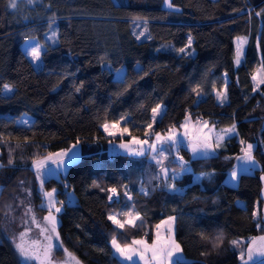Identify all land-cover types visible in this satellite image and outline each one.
<instances>
[{
	"label": "trees",
	"instance_id": "obj_1",
	"mask_svg": "<svg viewBox=\"0 0 264 264\" xmlns=\"http://www.w3.org/2000/svg\"><path fill=\"white\" fill-rule=\"evenodd\" d=\"M16 3L12 9L9 0H0V88L14 86L12 93H0V264H26L4 222L20 187L31 189L35 209H44L32 161L75 139L79 156L61 178L44 181L56 183L57 201L63 202L60 240L84 264H127L112 251L110 239L149 240L167 214L175 216V238L183 250L178 264H238L239 249L231 241L247 243L264 233L260 208L253 215L264 170V85L257 88L252 80L264 60V0H172L173 8L162 0ZM191 24L199 29L189 45ZM236 35L247 38L239 65ZM30 36L43 43L40 66L22 48ZM225 81L227 99L221 103L211 93ZM158 103L164 112L153 123L151 109ZM185 114L202 115L217 127L235 124L236 134L209 154L190 156L182 142L176 152L170 148L165 165L180 168L179 157L186 162L175 181L161 179L146 153L109 152L97 141L108 137L100 126L104 120L127 127L124 136H143L178 124ZM24 115L27 124L20 121ZM241 140L254 145L259 165L228 182L224 176L242 153ZM173 182L175 191L167 186ZM62 183L74 190L72 200L64 199ZM113 187L118 195L109 200ZM128 211L139 214L135 227L125 223ZM110 212L123 228L108 219ZM221 233L222 243L216 240Z\"/></svg>",
	"mask_w": 264,
	"mask_h": 264
},
{
	"label": "snow or ice",
	"instance_id": "obj_2",
	"mask_svg": "<svg viewBox=\"0 0 264 264\" xmlns=\"http://www.w3.org/2000/svg\"><path fill=\"white\" fill-rule=\"evenodd\" d=\"M29 3H32L33 0H28ZM164 6L166 8H173L174 4L172 0H163ZM9 7L15 9L17 7L16 0H9ZM259 15V13L257 14ZM145 32H147V28L145 27L144 32H141L137 35V39L142 37ZM56 33L53 32V36ZM150 38V37H149ZM192 41L191 38L188 40V44L191 45ZM247 43L246 37H238L237 38V47H236V54H235V63L237 65L241 62V55H242V47ZM43 46L33 45L30 50L28 51L27 55H29L33 61H38L41 55V48ZM179 52L184 53L186 51L185 48L178 49ZM252 80L256 82V87L258 88L259 85H264V60L261 61V66L257 70L256 74L252 75ZM14 90V86L9 84H4L2 88H0V93L5 95L12 93ZM194 92H197V95L200 93L197 89H193ZM217 99L223 103L226 99V81H225V88L224 91H217L216 93ZM152 112V122L154 123L156 117L161 115V105H157L156 107L151 109ZM123 119V118H122ZM191 117L190 115L185 118V123L181 126L185 129L183 132V137L189 139V146L191 147V151L194 156L200 153L207 154L210 151H215L216 148L221 146V142L225 139V136L234 135L236 134V125L232 124L230 127L222 129L221 133L213 135V131L215 126L213 125L209 128L207 121H202L200 123V128L198 129L200 135L196 137H192L188 131V125ZM24 124H27L28 121H22ZM104 131L107 132L109 135H115L112 129L117 127V123H113L109 125L108 123L102 124ZM147 129L152 128V124H148L146 126ZM208 129L207 132L204 129ZM125 133H128V128L125 127L120 130L119 134L123 136ZM129 135H131L129 133ZM147 136L148 133L145 132ZM155 142L149 143L147 139H137L136 137H132L129 143H121L119 146L125 149L128 153L135 155V156H144L145 152H152L151 159L156 162L159 166V171L161 174V179L163 180H171L175 181V169H169L165 164L164 161L168 159L165 155V149L163 145L165 143L170 144H179L181 142V135L178 131L173 127L169 128L166 135H161L160 133H154ZM2 139V137H0ZM25 142H27V138H25ZM78 143V142H77ZM241 145H245L242 147L241 151L243 155L237 156L236 159L243 161L245 167L243 168L244 171L248 170L247 166H255L257 161L253 156V149L254 145L251 143H246V141L241 140ZM135 144L138 147L133 148L130 145ZM161 145L160 148L157 145ZM19 146V144L17 145ZM77 147L76 144H73L70 148L66 150H62L58 153H49L44 159H37L33 160V167L36 171L37 177L40 179V187L43 190L44 185V177L46 174H50L52 169L48 167L49 162L56 165V169L59 170L66 166V163L77 158V153L74 152V149ZM179 160L182 162L181 164V172L186 171L184 164L186 162L183 161V157H179ZM9 164H12V159H9ZM2 167V165H0ZM172 172L171 177L169 176V172ZM238 177V170L234 169L231 172V179L235 180ZM23 183V181H21ZM98 186V185H97ZM172 191L176 190L175 183H169L167 185ZM55 189L52 191H44L43 195L47 200L46 208L48 211V215L43 217V221L47 222V224L51 225V228L47 226H41V223L37 221L33 210L31 207H28L24 213L25 216H29V219L32 224H35L36 228L39 229L40 235L44 237V240L41 241L40 239H30L28 241L25 240V237L29 236L32 229L26 228L22 231L19 235L18 242L15 244L16 250L18 255L20 256L21 260L24 262H38V264H80V261L74 256L73 253L69 252L68 249L64 248L63 251L66 254V258L62 262H56L52 257V250L54 247H57L53 243V235L58 239V233L56 232V217L53 215V210L55 212H60V208L56 207L57 201L55 199ZM111 193L108 197L109 200L113 199V196L118 195L117 189L115 187L108 189ZM30 194V193H29ZM146 194V193H145ZM124 195L130 200L131 196L128 195L127 192ZM21 203H23L21 201ZM59 203H63L62 201ZM125 217L128 219L125 223L135 227L136 220H139V214L133 215L132 212H125L123 213ZM254 217L257 213H253ZM109 220H112L113 223L117 224L118 227L123 228L125 223H121L119 220L116 219L115 215L110 214L108 216ZM175 217H168L167 220L161 221L160 224L155 226V238L152 243H148L145 239H133L131 243H124L121 245L115 236L111 239V245L114 248L115 252L121 257L124 261L130 262V264H178V254L181 253L183 250L180 244L175 240L173 234L172 223L174 222ZM257 227H260V224H257ZM147 235V234H145ZM216 240L219 242H223V234L221 233L219 236L216 237ZM46 242V243H45ZM231 244L234 248L239 249L238 258L241 264H250L251 261L254 260L255 257L259 256L264 258V234L259 236H254L249 238L248 242L245 243L244 241L240 240H233ZM62 246V242H61ZM173 257H177V260H174Z\"/></svg>",
	"mask_w": 264,
	"mask_h": 264
},
{
	"label": "rangeland",
	"instance_id": "obj_3",
	"mask_svg": "<svg viewBox=\"0 0 264 264\" xmlns=\"http://www.w3.org/2000/svg\"><path fill=\"white\" fill-rule=\"evenodd\" d=\"M19 1V0H16V2ZM35 1V0H33ZM162 4L164 5L163 3V0H162ZM175 7V6H174ZM199 29V25L198 24H191L189 26V33H188V40L189 38H193V36L195 35V32ZM55 32V31H54ZM56 33V32H55ZM51 32L49 34H47V37L51 36ZM238 37H245V36H242V35H236L235 36V53H234V59H235V54H236V47H237V38ZM55 40V36L53 37V39L51 41H54ZM39 44L41 46H43V43L37 39L36 37L34 36H30V37H27L23 40L22 42V48L25 52V54L27 55L28 51L30 50V48L33 46V45H36V44ZM244 46V45H243ZM42 49V48H41ZM242 51H243V47H242ZM29 57V59L32 61L33 65L34 66H40L41 65V59H39L38 61H33L32 58L27 55ZM122 67L118 70H115V76H121V71H122ZM256 70V69H255ZM257 71H255L254 74H256ZM5 84H9V83H5ZM254 84H256V82H254ZM10 85V84H9ZM224 88H225V85L222 86L221 88H218V89H214L212 91L211 94H216L217 91H224ZM217 96V95H216ZM159 105H161V113L164 112V105L162 103H158ZM157 104V105H158ZM156 105V106H157ZM155 106V107H156ZM24 120H27L28 121V118L26 115L24 116H21L20 118V121H24ZM207 121V120H205ZM183 122L185 123V119L183 120ZM202 122V121H200ZM208 122V125H209V128H211L214 124L213 122ZM104 123H108L109 125L113 124V123H117V127L112 129V131L114 133H116L115 135H109L107 132L104 131V128L102 127V124ZM183 124L182 123H178V124H172V125H169L167 128H164V129H160L154 133H160L162 136L163 135H166L167 132H168V129L169 128H175L178 133L181 135V142L184 143L185 147L189 149V154L190 156H194L192 151H191V147L189 146V139L188 138H185L183 137V132L185 131V129L183 127H181ZM103 132L105 135H108L107 138H102V137H98L97 138V141L99 142V144L105 148L107 151L109 152H116V151H119V152H126L128 153L125 149L121 148L119 145L121 143H129L132 139V137H136L137 139H147L149 141V143H154L155 142V136H154V133L153 134H150L148 133V135H143V136H140V135H129V136H121L119 134L120 130L125 128V126H123L121 123H119V121L117 120H104L101 124H100ZM215 126V125H214ZM217 126H215L216 128ZM200 128V123L195 121L194 119H190L189 121V125H188V131H189V134L190 136L192 137H196V136H199L200 133L198 131V129ZM214 128V131H213V135L215 136L216 134L218 133H221L220 131H218V129H215ZM205 132L208 131V129H204ZM78 142V143H77ZM73 144H76L77 147L74 149V152H76L78 155L77 157L79 156L80 154V141L79 139H75V140H72L68 145L64 146V147H60V148H56V149H53V150H47L45 151L44 153H42L41 155H39L38 157H36L34 160H37V159H44L49 153H58L62 150H66L68 148H70ZM179 144H170V143H165L163 145V148L165 149V155L168 157L170 155V151L169 149L171 148V150L173 152H176L177 150V147H178ZM131 147L133 148H136L138 147L137 145L135 144H132L130 145ZM244 146V145H243ZM158 148L161 147V145H157ZM213 151H210L208 152L207 154L211 153ZM147 154V157L149 159H151L152 155H154V153L152 152H145ZM204 153H200V154H197V155H203ZM179 156H182L180 154H178ZM196 155V156H197ZM241 156V155H240ZM152 160V159H151ZM256 160V159H255ZM73 161V160H72ZM154 161V160H152ZM257 161V160H256ZM71 161L67 162L66 163V166L57 170L56 169V165L52 164L51 162H49V165L48 167L50 169H52V172L50 174H46L45 177H44V180L48 177H50L51 175L55 176V177H58V178H61V174H63L65 172V169L67 167V165L70 163ZM155 162V161H154ZM156 164V162H155ZM259 165L258 164V161H257V164L256 166ZM31 166L33 167V161L31 163ZM157 167H159L157 164H156ZM170 170L171 169H175V173L177 174V172H179L181 170V167L180 168H173V166L171 165H166ZM255 166V167H256ZM254 168V166H253ZM252 168V169H253ZM34 169V167H33ZM178 170V171H177ZM157 171V169H156ZM34 175H35V186L36 188L41 192V196H42V200L39 202L40 205L44 206V209L43 211H40V210H37L35 209L34 207V204L32 202V199H31V189L26 187V186H21L20 189H19V192L17 194V200L15 202V204L13 205V208L12 210L7 213V217L5 216V227H6V232L8 233L9 235V238L11 240V243L14 245L15 247V244L18 242V238H19V235L22 231H24L26 228H31L32 231L30 233L29 236L25 237V240L28 241L30 239H40L41 241L44 240V237L40 235V231L38 228H36L35 224H32L30 219H29V216L31 214H29V216H25L24 213L26 211V209L28 207H31L32 210H33V213L37 219V221H39L41 223V226H47L48 228H51V225L50 224H47V222L43 221V217L47 216L48 215V211H47V208H46V204H47V200L46 198L44 197L43 195V192L44 191H52L53 189L57 190V185L56 183L54 182H51L50 184H47L45 181H44V185H43V190H41V187H40V179L37 177L36 175V171L34 169ZM169 175H172V172L170 171L169 172ZM260 178H261V185H260V190H259V197L260 199H258L256 201V204H255V212L257 213V210L260 208V214L262 216V218L264 219V170H262L260 172ZM62 188L64 189V199H70L72 200L74 198V190L72 189V187H68L66 183H62ZM30 193V194H29ZM55 199L57 201V196H56V191H55ZM21 201L23 203H21ZM57 205L56 207H59L61 208L62 204L59 203L61 201H57ZM260 205V206H259ZM128 212H131V211H128ZM133 215H135V212H132ZM110 214L112 215H115L116 216V219L119 220L121 222V219L120 217H118L117 213L115 212H110ZM109 214V215H110ZM53 215L56 217V221L58 223V213L55 212L53 210ZM128 218L126 217V220ZM57 223H56V232L58 233V230H57ZM115 224V223H114ZM117 225V224H116ZM264 233H261V234H257L255 236H259V235H262ZM54 239H53V243L55 245H57V247H54L53 250H52V257L54 258V260L56 262H62L65 260L66 258V254L64 253L63 249L65 248L64 245L62 244L61 246V240H60V237H59V234H58V239L55 237V234H52ZM112 239V238H111ZM111 239H110V243H111ZM133 239H145L147 241H149L146 237H142V235H138V236H135L133 238H131L130 242H127V243H131V241ZM46 243V242H45ZM149 243V242H148ZM121 245H123L122 243H120ZM112 246V245H111ZM16 249V247H15ZM67 249V248H66ZM56 250H60L61 253H57ZM69 251V250H68ZM112 251L118 255L114 248L112 247ZM70 252V251H69ZM75 256V255H74ZM119 256V255H118ZM76 257V256H75ZM77 258V257H76ZM79 261H80V264H84L79 258H77ZM123 262L125 263H130V262H127V261H124L122 258H120ZM254 259H258V260H263L264 261V258L262 257H255ZM26 264H38V262H25ZM238 264H241L240 260H238Z\"/></svg>",
	"mask_w": 264,
	"mask_h": 264
},
{
	"label": "crops",
	"instance_id": "obj_4",
	"mask_svg": "<svg viewBox=\"0 0 264 264\" xmlns=\"http://www.w3.org/2000/svg\"><path fill=\"white\" fill-rule=\"evenodd\" d=\"M243 52H244V46H243V51H242L241 59H242V57H243ZM258 69H259V67L256 68V70H254V72L252 73V75H253V74L255 73V71H257ZM214 95H215V98H217L216 94H214ZM187 116H189V114H185V115L183 116V118L181 119L180 123L184 124L183 120H184ZM190 117H191L192 119H194L195 121L200 122V121L198 120L197 116H191V115H190ZM228 127H230V126L216 127L215 129H218V131L221 132L222 129H225V128H228ZM244 146H245V145H244ZM244 146H243V147H244ZM241 155H243V153H241ZM255 166H256V165H255ZM255 166H254V167H255ZM244 167H245V165H244L243 161L237 160V161L235 162V164H234L230 169H228V171L226 172V174H225V176H224V180H226V181H228V182H232V183H234L237 179H235V180H232V179H231V172H232L234 169H237V170H238V174H239L241 171H244V170H243ZM247 167H248V170H247V171H250V170H252V168H253V166H247ZM115 213H116V212H115ZM135 214H136V213H135ZM168 217H175V216H174L173 214H167V215L163 216L162 218H160V219L155 223V225H154V227H153V231H152L151 239H149V241H148L149 243H152V241H153L154 238H155V231H156L155 226H156L157 224H160L161 221H163V220H167ZM121 223H122V221H121ZM172 228H173V234H174V238H175V220H174V222L172 223ZM142 237H145V236L142 235ZM175 240L177 241L176 238H175ZM129 242H130V241H129ZM177 242H178V241H177ZM117 256H118V255H117ZM118 257H119V256H118ZM178 257H179V258H183V257H184V255H183V251H182L181 253L178 254ZM119 258H121V257H119ZM176 258H177V257H173L174 260H175ZM127 264H130V263H127ZM140 264H142V262H140Z\"/></svg>",
	"mask_w": 264,
	"mask_h": 264
},
{
	"label": "built area",
	"instance_id": "obj_5",
	"mask_svg": "<svg viewBox=\"0 0 264 264\" xmlns=\"http://www.w3.org/2000/svg\"><path fill=\"white\" fill-rule=\"evenodd\" d=\"M197 118H198L199 121H204L205 120L204 116H202V115H198Z\"/></svg>",
	"mask_w": 264,
	"mask_h": 264
}]
</instances>
